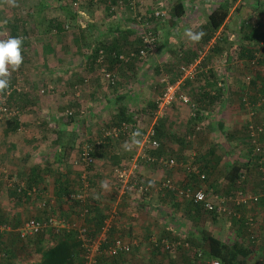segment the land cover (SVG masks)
Wrapping results in <instances>:
<instances>
[{
    "label": "rangeland",
    "instance_id": "rangeland-1",
    "mask_svg": "<svg viewBox=\"0 0 264 264\" xmlns=\"http://www.w3.org/2000/svg\"><path fill=\"white\" fill-rule=\"evenodd\" d=\"M5 0H0V10H3L6 8L9 9L7 3L6 6L4 5ZM35 0H32L31 2H27L23 0V6L18 8V11H28L31 9H38L39 11H45V14L48 15L42 24H39V30L41 29L40 33L43 32L45 34L46 41L48 42L47 46L44 49H40V38L39 34L40 33H35L32 32L30 34V44L28 45V48L25 50V59H24V69H26L27 72H24V75L27 77H30V79H34L35 84L32 85V87L28 88V85L25 83H21L19 80L13 81L14 84H16L18 87L21 88V91H25L27 93L32 94L35 97L34 98H29L23 104L21 105L22 108H20L19 102L17 100L10 101V110H13L15 113L18 114V122L21 127V130L16 129L15 131H10L8 133L3 132V126L5 125L4 123V113H1L0 111V139L5 138V139H11V140H17L21 142L22 137H32L34 139V142L40 141L41 143L46 141V131L37 129V123H47L50 125L54 124H66V125H71V124H78V129H74L72 131H65L66 134H68L69 137L73 138L74 137V148L71 150V161L73 159H76L78 156V152L80 150V146H82L83 143H85L84 140L80 145L78 144L80 140L83 138H95L97 137L103 129H108L111 128L114 125H109L108 124V117L110 113L113 111V107L110 108V105L108 103L106 104V99H109L111 94L114 93L116 90H120L121 86H123L125 83L122 82L125 81L129 83L130 85L134 82L132 85H137L136 83L139 84V89H141L140 94H136V104L133 107H128L127 111L128 113H131L134 125V129L129 132L128 124H126L128 133L125 132V134H120L119 135H113L111 140H119V141H128L130 140L131 133L135 129H140L142 131V136L144 135L145 130L153 126L154 123H160L162 124L163 130L167 131L170 133V136L166 138V140L163 141V146L162 150L166 151L167 154H170L174 157V164L173 167L169 170V173H166L165 167H151L153 169H157V171H160L161 177H154V178H149L151 181L150 183L143 179L141 176L143 175L142 173L138 171H134L132 173V177L136 178L139 180V182L144 183L146 185L151 184L150 188L146 189H153L154 192L152 191V195H155L156 199L155 202V207L157 209H167L168 205L167 203H163V201H159V195H162L164 198L166 196L164 195L163 190L160 191L158 188V181L161 179H164V177L169 176L175 192H177V189L184 187L182 185L178 186V183L182 182L180 177L185 174V171L188 167L193 168V164L196 165L197 162L196 160L200 161L201 160V154L205 153L203 159L207 158V154H211L209 147L214 146V148H217L215 150L216 153H223V156L220 160L216 161L215 165L212 166L210 172L207 175L206 180L197 182V186L204 187V189L207 191L208 194L213 195L216 189V193L222 196H227L229 195L230 191L227 189V182L224 179V174L226 173L227 167H228V156L229 158H232L234 156L238 155V148L241 147H246L248 146V143H246V140H240L238 138L239 135L242 136L241 132V127L244 123V118L249 119L251 118V121L253 123H260L261 121L263 122V109L261 108L260 104L256 101L254 102L253 106L255 105V113L251 116L250 114L247 113L246 108L241 104L240 101V96L243 94H246V92L238 90L236 85V82H240L242 80V76L244 74H247L249 72H246V67L244 68V60L240 58H235L231 61V63L228 64V69L226 70L224 67V64L222 62V58L218 57L219 55H225L228 53L229 50L232 49V44L231 48L228 43V41H234L236 40V37H239V25L241 23V19H246L247 23L250 25H254L257 27L259 30H264V0H234L233 3L231 4L234 6V4H240L239 9L233 10V13L227 15L224 20L223 24L221 27L215 32L214 35H216L214 40H220L219 42V47L220 49L218 51L216 50H208L205 53L203 52L201 54V48L199 47L198 54L193 58H196L199 56V62L197 64V70L192 78H184L182 82L179 84L178 87V92L185 94L189 98L188 103H184L180 100V98H176L168 107L165 108L164 113L161 116H158L154 118L153 112L154 110L151 111V107L148 106V102L150 103L151 101H155L156 95H158L159 91L161 90V82L160 78L166 75L170 79H174L175 77H179L180 73H177L175 71L176 66L180 62V54L182 50H185L187 47H193L195 44H193L185 35L184 31L187 28H191L193 26V30L197 28V26L203 21L205 18L206 12L208 11L209 8L213 7L216 5L218 0H197L195 3L197 5V10L198 12L196 13L195 16H191L190 12L186 16L179 17L176 19H173V16L170 15L169 13V6L172 5V3L175 0H126L125 3H119V4H109L106 1L102 2L100 0H81L79 3V8L84 11V14L88 13V11H93L95 12L97 17H101V15L108 16L112 14L114 11L121 9V11H126V12H132L134 19L140 24L141 30H143V27L146 25V19L143 16H146L143 11L146 13H150L152 10L155 9H161L163 11V14L159 17H157L155 20L151 19L149 20L151 24H153L152 29L154 30V42L152 48L147 52L143 57H136L133 59L132 63L127 67H120L112 70L115 76V83L114 84H109L106 82V80L103 78V76L100 74L98 70V65H94L91 69V73L88 75V77H95L96 79L94 80L95 82H98L97 85L92 86V83L87 86L83 84V81L78 82L76 81H68L65 80L63 82L57 83V79L61 76H59L57 71L58 63H57V57L58 52L60 49L69 50L73 52L71 57H74L77 55L76 52L73 51V46L75 45V42L73 43V40L71 39V35L74 31L80 28H85L83 24L87 22L85 18L81 16V18L73 11V8L70 5V0H52V1H47V5H44L43 7L40 6L38 3H34ZM19 4H16L15 7H18ZM120 6V7H119ZM13 7V6H12ZM154 8V9H153ZM230 8V9H231ZM137 15H139V18L137 19ZM58 18L62 21V24L66 23L67 27L62 28L61 31L55 32L54 29L51 26V21L48 20L49 18ZM77 17V19H76ZM133 19V20H134ZM29 20V19H28ZM4 19L0 18V27L4 25L5 23L3 22ZM184 23V25H182ZM227 24V27L230 26V30H226L223 28L224 24ZM5 29V28H4ZM38 29V25H37ZM0 33H4L2 29H0ZM139 33V32H138ZM34 39V42L32 43V40ZM239 40V39H237ZM43 43V40H41ZM86 40L84 37L81 38V44L85 43ZM137 42V41H136ZM61 44V46L59 45ZM233 43V42H232ZM139 43H136L133 46H137ZM263 46L264 47V39H262L258 44L255 46L257 47ZM132 46V47H133ZM72 48V49H71ZM91 49V48H90ZM27 50L29 52H27ZM127 50H130L129 48ZM126 52V51H125ZM200 52V54H199ZM212 52L211 58L206 61L207 66L212 67V69L215 72V78L217 81H219V84L221 83L220 81L223 80L224 77H234L236 81L234 82L232 90L228 91L227 97L223 100L222 98V104L220 106H223L222 109L219 107L217 109H220V112H215L216 116L214 115H208L204 114L202 116L201 114V107L204 105H209L210 107H215L219 105L218 101L217 103H208L205 100L201 102V100L197 101L194 96H197L196 93L201 91V86H202V80H201V74L199 71L201 70V60L209 53ZM233 52V51H232ZM231 52V53H232ZM90 56V54H89ZM156 56V57H154ZM168 57V58H165ZM151 58V60H149ZM165 58V60H162ZM167 59V60H166ZM141 60V63L139 65L140 68H136L133 63L136 62L138 63ZM150 61H152L150 63ZM26 67V68H25ZM142 72V73H140ZM19 74V73H18ZM21 76H23V73H21ZM19 74V75H20ZM18 75V77H19ZM231 75V76H230ZM251 75V74H250ZM127 77V78H126ZM131 77L132 79H130ZM245 78V77H243ZM131 80V81H130ZM121 81V82H120ZM26 82V81H25ZM122 83V85H121ZM76 84L80 92H86L88 89L92 91V98H89V100H103V102L106 104L105 105V115L100 117V121L98 120L97 123L94 122L93 124V129L94 132L87 131L84 129V124H83V119L85 115L84 109L81 107H75L73 103H71V99L74 98L71 95L73 92V85ZM79 84V85H78ZM217 84V86L219 85ZM121 85V86H120ZM198 85L200 88H198ZM26 86V87H25ZM221 86V85H219ZM235 86V87H234ZM25 87V88H24ZM224 87V86H221ZM30 89V90H29ZM76 90V89H75ZM143 91V92H142ZM146 93V94H145ZM71 94V95H70ZM20 99L19 97H17ZM66 100V101H65ZM97 101V100H95ZM17 107H16V106ZM25 106V107H24ZM24 107V108H23ZM27 107V108H26ZM181 108L182 111L185 113L184 117H187V120H184L183 123L179 124L180 121V114L175 113V119L173 118L172 114L173 110L175 108ZM25 108L27 110H25ZM16 109H18L16 111ZM148 109V110H146ZM228 109H234L236 110L237 114L240 115V117L237 120L236 123L232 122L233 120L230 119V110ZM66 110H71V115L72 117L67 118L65 115ZM80 110H83V112H80ZM27 111V112H26ZM149 111H151V114H149ZM134 112V113H133ZM192 112V113H191ZM239 112V113H238ZM133 113V114H132ZM203 113V112H202ZM8 115V114H6ZM223 117L224 120L222 121V127L219 128V130L212 128V122L214 121L215 117ZM90 119V118H89ZM243 119V121H242ZM226 120V123L224 124V121ZM209 121V122H208ZM208 123V124H207ZM207 124V126L205 125ZM131 126V124H129ZM129 126V127H130ZM197 126L198 128H196ZM22 127H25L22 129ZM30 129H28V128ZM206 127H210V130H213V136L211 138L210 144L205 147L206 142L202 143L201 142V133L204 131ZM230 131V132H229ZM72 132V133H70ZM47 134L49 136L54 135L52 131H48ZM44 139V140H43ZM178 141L183 143L182 146H178ZM122 142V143H123ZM224 142H228L230 144V152L227 156L226 154V146H224ZM24 147L30 150L29 146H25L27 143L24 142ZM172 144V145H171ZM108 147L110 146V143L108 144ZM175 147L179 148L180 151L183 153L181 155H176L175 154ZM41 151L43 148L40 146L38 147ZM16 148L12 149L13 153H15L14 157L19 160V155H16ZM37 151V148L34 149ZM228 150V149H227ZM45 151V150H44ZM121 152L124 150L120 149ZM120 152V153H121ZM242 152V151H241ZM40 152H38L39 154ZM0 153V156H2ZM135 154V147H133L132 151H125L124 155H127L126 157H129V160L125 163H122L124 167H128V165L131 163L130 159L134 157ZM198 155V156H197ZM212 155V154H211ZM184 156V157H183ZM197 156V158H195ZM11 157V156H10ZM13 157V156H12ZM39 159L37 154H33V156L29 157L28 160H19L23 162L22 166H19L20 162H1L0 160V187L1 186H9L12 187L14 184L19 183V181L23 180L28 177V166L32 164H38L39 166L43 167L45 161H40L36 160ZM140 159V158H139ZM137 159V160H139ZM36 160V161H34ZM70 161V162H71ZM141 165L147 166L145 161L142 159L139 160ZM74 164H78L80 169H83L82 164H80L79 160H77ZM108 173L110 176L114 177L112 174V169L111 165L113 162H107L106 163ZM52 167H54V164H51ZM76 166V165H75ZM187 168H183L186 167ZM92 168V166H91ZM195 168V167H194ZM70 169V168H68ZM42 181L38 186L43 187L42 196L40 198H33L32 200L30 199H22V200H17L15 197L12 195L11 197L13 200L18 201V203L13 202L12 206L8 205L9 201L6 203V197L4 195V198L2 199V196L0 198V201L4 203L2 206L4 207L3 209L0 210V217L6 218L10 220L9 223H20L23 219L29 218L31 216H43L45 212L47 211L46 208H42L41 202L42 200H47L50 197L49 193L50 190L48 188L47 181H49V177H45L47 170H42ZM51 171V170H50ZM136 174L138 176H136ZM247 178H246V183L244 185V191L248 194H256L258 193L260 184L262 180L260 177L257 175V172L254 170L247 173ZM155 175V174H154ZM115 183V182H114ZM212 183V184H211ZM116 184V183H115ZM50 185V184H49ZM114 185V184H113ZM194 187V185H193ZM80 188V187H79ZM76 190V193H82L84 197H88L89 194H87L86 191H83V188L81 187L80 189ZM114 190V191H113ZM110 191H113L111 193L113 198L108 197L107 200H100L103 202V206L106 207V205L109 203L110 205V213H113V206L114 209H116L115 205L117 203H122L124 197H127L129 201L128 203L133 201L134 199L136 200L138 198L141 199V197H144L145 194L147 193H141V192H133L136 193L135 195H131L130 197L127 195H123L122 193H119L120 195L118 196V188H114ZM214 191V192H213ZM229 191V192H227ZM143 192V191H142ZM122 194V195H121ZM128 194V193H125ZM114 195V196H113ZM141 196V197H140ZM72 197L66 198V200H61L59 202H53L52 204L49 203V207L47 205V209L53 208L56 210V213L63 212V219L67 223H69V211H67L65 208H61V205L64 204H69L68 206H72ZM116 199V200H115ZM146 199V198H143ZM137 200V202H138ZM165 200V199H163ZM258 200V199H257ZM7 201V200H6ZM1 203V202H0ZM178 203V202H177ZM178 206H180V210L174 211V218L176 219V222L174 223V231H175V237L176 240L178 241V238L181 237L180 233H183L184 231L191 230L194 228V224L191 222L190 219H188L183 213H182V207L183 203L182 201H179ZM231 203V202H229ZM228 203V204H229ZM131 206L134 205V202L130 204ZM160 205L162 207H160ZM170 205V204H169ZM7 206V207H6ZM171 206V205H170ZM176 206V207H178ZM247 207V208H245ZM12 209V210H11ZM52 209V210H53ZM45 210V212L43 211ZM58 210V211H57ZM60 210V211H59ZM237 211H239L241 216H250L254 220V233H255V248L257 251V256L261 257V259H264V248L260 244V242L264 241V202L262 203L261 201H256L255 199H250V202L247 204H240L236 208ZM15 212L17 215H14ZM66 212V213H64ZM7 213V214H5ZM6 215V217H5ZM13 215V217L9 216ZM161 217V218H160ZM108 218V217H107ZM71 221L70 222H79L81 219H78L76 216L70 217ZM116 219H118V214L116 216ZM162 220H168L167 217H162L161 214H159V225H162ZM3 221V220H2ZM201 224L204 225V227H212V225H221L222 226V233L226 234L229 231H226L225 229L230 228V224L234 226L235 232L233 235L235 237H239L238 239L240 241L245 240L246 236V229H243L241 224L239 225L238 221H231L230 218L226 215H221L218 216L215 220L211 219H203L201 220ZM200 224V225H201ZM163 226H161L162 228ZM238 227V228H237ZM209 229V228H208ZM154 232L155 235L160 233V228ZM11 235H14V247L12 248L14 251L10 252H16L18 251L20 256H32L35 258L36 254L32 253V251L27 252L25 247H22L23 244H25L28 247L29 244H27L26 239L23 238H18L13 231H9ZM188 236V234H187ZM243 236V238H242ZM174 238V239H175ZM260 241V242H259ZM42 245L45 243L43 240L41 241ZM47 243V242H46ZM149 243H147L148 245ZM17 247H22V249H17ZM138 247H134L132 251L127 253L124 257V261H122V264H156L155 262L150 263L147 262V259H149V252H145L144 256L139 255V251L137 249ZM25 249V250H24ZM3 248L0 246V258L4 257L5 259H11L15 256V253L10 254V255H4L2 252ZM163 250L157 249L153 250L152 254L155 256V261H158L157 264H170L171 261L174 264H182L184 263L182 259V253L180 251H186L184 248H171L170 250L167 251V254L165 252H162ZM259 251V252H258ZM164 253V256L162 253ZM21 253V254H20ZM23 253V254H22ZM182 254V255H181ZM187 254V251L185 252ZM130 255V256H129ZM127 256V257H126ZM238 255V259H242L244 261L241 262V264H255L253 257H241ZM121 257L115 258L119 259ZM131 258V259H130ZM115 259H112L110 257L105 256L104 259H101L99 261V264H118V262H115ZM211 259V258H210ZM210 259H205L203 260L202 263L200 264H209ZM13 260V259H12ZM18 260V259H16ZM97 264V263H96Z\"/></svg>",
    "mask_w": 264,
    "mask_h": 264
},
{
    "label": "trees",
    "instance_id": "trees-1",
    "mask_svg": "<svg viewBox=\"0 0 264 264\" xmlns=\"http://www.w3.org/2000/svg\"><path fill=\"white\" fill-rule=\"evenodd\" d=\"M32 0H27V2H31ZM54 1V0H53ZM71 1V0H70ZM81 0L78 1V6ZM102 2L106 0H100ZM234 0H218L216 5L209 8L206 12L205 18L203 21L197 26L195 31L202 30L205 35L203 39L196 43L193 47H187L185 50H182L180 54V62L176 66L177 69L175 71L177 73H180L179 71V65L185 64L193 59V57L198 54V48L200 47L201 50L204 51V53L208 50H216L218 51L220 49L219 42L220 40H214L211 46H208L207 48H204L206 43L210 39H215L216 35L215 32L221 27L223 24L225 18L227 17L229 10L231 8V4ZM107 2L111 5L113 4H121L125 3L126 0H107ZM38 3L40 5H47V1L45 0H38ZM239 4H235L232 6V9L238 10ZM71 5V3H70ZM72 7V6H71ZM73 8V7H72ZM14 11V12H13ZM75 12V10L73 9ZM5 12V10H4ZM3 10H0V18H3L4 21H7L6 24L2 25L0 29L3 30L4 33H0V39H6L9 36H21L24 38V45H23V56L25 58V46L30 44V34L31 30L29 28H26V14L25 12L22 13V11H18V7H9V14H4ZM76 13V12H75ZM169 13L173 17L179 18L183 13V4L180 0H176L172 3L169 7ZM76 15H78L76 13ZM80 16V15H78ZM153 16V15H152ZM161 16V15H160ZM153 17H159V16H153ZM49 20L51 21V26L54 29V31L59 32L62 30V28L67 27L66 23L62 24V21L58 18L50 17ZM3 21V22H4ZM5 28V29H4ZM130 30H126L125 32L128 33ZM150 31L151 33L154 32L152 27L144 26L143 30L139 32L136 35V39L134 40L136 43H139L137 46H131L129 49H120L116 47V38L109 39L105 42H99L96 44L92 49L90 53V61L92 64L97 65V62L95 60L97 56V51L100 48L103 52L102 56V64L105 66L106 69L112 71L114 70L119 64L128 65L131 64L133 59L136 57L128 58L126 61H123L118 58V54H128L130 51L137 52L139 48L143 46L142 42V35ZM239 37H236V40L234 41H228L230 48L232 44V49L228 52V58L229 61H232L235 58H240L244 60V68L246 67V72H249L247 74H244L242 76V80L240 82H236V87L238 90L246 92V94L241 95L240 101L241 104L246 108L247 113L251 116L255 113V105L253 106L254 102H258L263 109L264 113V47L255 46L260 42L262 39H264V30H259L254 25H250L247 23L246 19H241V23L239 25ZM154 34V33H153ZM39 38L43 40V42L46 41L45 34L41 32L39 34ZM239 39V40H237ZM47 42V41H46ZM45 42V45H46ZM233 42V43H232ZM133 43V42H132ZM131 43V44H132ZM128 43V46L131 45ZM197 48V49H196ZM126 51V52H125ZM233 51V52H232ZM232 52V53H231ZM212 52H209L202 60H201V70L199 73L201 74V80H202V86L201 91L196 93L197 96H194L197 101L201 100L206 101L208 103H221L222 98L224 100V96L228 93V87L225 85V87L217 86V80L215 78V72L212 69V67H209L206 64V61L211 58ZM227 59V58H226ZM251 74V75H250ZM231 76V75H230ZM12 77L13 73H12ZM245 77V78H243ZM221 82V81H220ZM25 95H27V92L21 91V88L18 87L16 84H14L13 81H11L10 85V94L3 96V99L0 101V105H3L7 110H10V101L17 100L19 102V107L22 108L21 104L23 103V98L25 99ZM19 97L20 99H18ZM136 94L135 93H127V94H121L113 98V111L109 115L108 124L114 125L118 132L116 135L125 134L128 133L127 126L129 128V132H131L135 127L132 124L134 119H132L131 113H128L127 109L128 107H133L136 104ZM21 101V102H20ZM213 103V104H214ZM16 106V105H15ZM148 106L151 107V111L155 109V101L148 102ZM17 107V106H16ZM18 109H16L17 111ZM13 111V110H10ZM151 111H149V114H151ZM67 118L72 117V115H67ZM4 116V127L3 132L7 133L10 131H15L19 125L18 122V114L13 112V114L9 115H3ZM243 121V120H242ZM131 124V126L129 125ZM219 127L222 126L221 122H218L217 124ZM112 126V127H114ZM130 126V127H129ZM153 137L157 140L158 145L154 148H147V152L149 156L152 157V159H146L143 160L149 167H165L167 170L166 173H169L168 169H171L173 167V164L171 166H168L166 162H162L159 160V157L161 156L162 159L167 161L169 158L174 157L170 154H167L166 151L162 150L163 141L166 140L168 136H170V133L163 130L162 124L160 123H154L153 124ZM107 129V128H106ZM103 129V131L95 138H83L79 141V145L84 141L86 144L90 146V161L86 164L79 160L80 164H82L83 169H80V171L85 170V168H90L93 163V158L106 155L109 153L108 151V143L111 141V138L113 135H106L103 134V132L106 130ZM110 129V128H108ZM241 135L238 136L240 140H246V143H248V146L238 148V155L234 156L232 158H229L228 154L230 152V144L228 142H224V146H226V154L228 156V167L226 170V173L224 174V179L227 182V189H229L230 193L228 196H233L234 192L237 190L244 192V185L247 178V173L254 170V172H257V175L260 177L263 175L264 172V115H263V122L261 121L258 123H253L251 121V118L248 120L244 118V123L241 127ZM230 132V131H229ZM115 135V136H116ZM74 138V137H73ZM83 143V144H85ZM75 141L72 139L71 142H65L62 145H59L57 148L56 153L54 154V158H57L56 161H45L44 166L41 167L38 164H32L30 166L28 177L23 181V187L16 189L18 184H14L12 187H10V194H12L15 199L17 200H26L33 198H40L42 196L43 187L44 185L38 186L40 182L42 181V170H47L49 173H53L54 167H52L51 164H62L64 159H66L69 155V152L74 148ZM82 144V145H83ZM81 148V146H80ZM217 148H214V146L209 147V150L211 154H207V158L203 159L204 153L201 154V160H196L197 164L192 165L191 167H183L187 168L185 171V174L182 175L181 180L182 182L178 183L179 185H182L184 187H189L191 190H194L197 186V182L200 181L199 174L202 173L203 177L202 180L207 179V175L210 172L212 166L215 165L216 161L220 160L223 156V153H216L215 150ZM228 149V150H227ZM242 151V152H241ZM198 156V155H197ZM195 156V158H197ZM62 159V160H61ZM137 166L140 164L139 160L136 161ZM122 164V163H121ZM118 163H113L111 165V169L114 166L121 165ZM195 167V168H194ZM51 170V171H50ZM79 170V169H78ZM70 170L67 169V172ZM136 172V171H135ZM134 172V174H135ZM70 173V172H69ZM83 176L79 175V172L74 171V174L72 177L69 175L58 173L57 176H52V196L48 197L52 199L53 203L54 200L57 202L61 200H66V198L70 193H76V190L78 188L82 187L83 191H86V188L89 187V183H91L90 175H85V173L82 171ZM136 176H138L136 174ZM169 178V176L167 175ZM143 179H145L142 176ZM165 178V177H164ZM170 179V178H169ZM147 180V179H145ZM163 180V179H161ZM160 180V181H161ZM262 180V179H261ZM150 183V179L147 180ZM160 181H158L159 190L164 192V195L166 196V201L170 202L169 204L171 206H178L180 203L179 201L183 203L182 207V213L191 220L194 224V228L191 230L185 231L186 237H180L178 238V241L176 240L175 236L170 230L168 231V234H162L159 235L158 238L154 236V240L149 238V243H151L155 248L159 249L161 247L162 252H165L167 254V251L171 248H182L183 247L186 250H189L191 253V258L186 259L183 264H200L205 259L215 258L218 261V264H241L242 259H238V255L241 257H245L247 254L251 253L252 250L255 249V241H251L249 238V233L252 230L251 227H249L246 223V217L241 216L235 217L234 215L227 213L226 210H222L219 212H216L214 210H208L203 207L202 203L200 201L192 200L191 198H187L183 194H179L175 192V189L165 188L162 187L160 184ZM118 184V181H116ZM212 184V183H211ZM194 185V187H193ZM151 184L147 185V188H150ZM33 188V190H32ZM79 188V189H80ZM119 188V187H118ZM264 188V181L262 180L258 193L256 201L264 202V195L262 194V189ZM148 189H145L143 191H146ZM125 191H128L126 189ZM227 191V192H229ZM142 192V191H141ZM214 192V191H213ZM144 193V192H143ZM214 194L216 193V189ZM164 197L162 195H159V200H162ZM258 199V200H257ZM47 200H42L41 206L42 208H46L43 210L45 214L41 217L39 216H31L32 218L42 221L45 220L47 217V214L53 213L57 217L64 218L63 212L56 213V210L53 208L47 209L50 206L49 203L47 204ZM232 201V200H231ZM73 205L71 211H69V223H72L69 228H59L54 230L52 227H44L38 232H35L34 234L25 236L26 240L29 241L27 244L33 245L35 247V258L32 261V264H83L84 260V252H85V245L90 244L94 241L96 236L101 231V226L104 224V219L108 216L110 211L102 210L101 207H98L97 205L91 204L89 198L83 197V200L80 199H72ZM178 202V203H177ZM233 202V201H232ZM226 203V206L228 207H234L235 209L240 204H234L233 203ZM118 204V203H117ZM116 207V205H115ZM82 208L86 209V211H82ZM53 209V210H52ZM58 211V210H57ZM60 211V210H59ZM117 210L114 209V212L111 213L112 218L116 215ZM239 212V211H238ZM66 213V212H64ZM226 215L230 220L238 221L239 225L243 227V229H246V238L245 241H240L239 239H234L232 242H225L220 237L214 234L213 231L210 229L204 227V225L201 224V220L203 219H211L215 220L218 216ZM76 216L78 219H81L77 223L70 222V217ZM117 216V215H116ZM116 219V217H115ZM253 219V218H252ZM3 220V221H2ZM65 221V219H63ZM10 220L8 217L3 218L0 217V225L5 224L9 225L11 227V230H5L4 228L0 229V233L2 232H9L13 231L14 234L18 236L17 231L15 228L20 225V223H9ZM66 222V221H65ZM201 224V225H200ZM79 227H82V230H79ZM238 228V227H237ZM254 220H253V231H254ZM161 233H163V230H160ZM106 237L105 240L101 241L99 245L100 251L96 253L95 255V263L99 264V261L101 259H104L105 256L110 257L112 259H115L116 257L125 255L132 251L134 247H136V242L131 243L129 251L126 253H119L115 255H108L105 254L102 249L105 245L111 242V240L115 236H120L117 229L112 226V222L108 223L107 230H106ZM188 234V236H187ZM122 237V236H120ZM153 237V236H152ZM23 238V239H25ZM123 238V237H122ZM175 238V239H174ZM243 238V236H242ZM125 239V238H123ZM46 241L44 246H40L41 241ZM131 240V239H126ZM194 247V248H193ZM240 257V258H241Z\"/></svg>",
    "mask_w": 264,
    "mask_h": 264
},
{
    "label": "crops",
    "instance_id": "crops-1",
    "mask_svg": "<svg viewBox=\"0 0 264 264\" xmlns=\"http://www.w3.org/2000/svg\"><path fill=\"white\" fill-rule=\"evenodd\" d=\"M25 1H27V0H25ZM45 1L49 2L52 0H45ZM180 1L183 4V13H182L183 16H186L188 14V12H190L191 16L196 15V13L198 12V10H197L198 7L195 4L197 2V0H180ZM4 3H5L4 5L6 6V0L4 1ZM34 3L38 4V0H35ZM16 4H19L18 8L22 7L23 6V0H16ZM40 6L43 7L44 5H40ZM8 7H10V6H8ZM232 8L229 10V14L231 12L233 13ZM38 9H40V8H38ZM38 9L37 10L31 9L28 11H24L26 14V17H27L25 27L29 28V30H31V33L32 32L40 33L42 28L39 30V24L40 23L42 24L44 21H46L45 18L48 16L45 14V11H43V10L39 11ZM4 10H5V12L3 11L4 14L8 15L9 9L7 8V6ZM168 10H169V8H168ZM152 11L150 13H146L145 11H143L146 15V16H143L146 19V26H149V27L153 26V24H154V23L151 24V22L149 20H151V19L155 20L157 18V17L155 18L152 16V14H151ZM182 15L180 17H182ZM97 16L98 15H96L95 12L93 13V11H88L87 14L85 13V17H83L87 20V22L85 24H83V26H85V28L77 29L70 36L71 39L73 40V43L75 42V45L73 46L74 47L73 51L76 52L77 55H75L74 57H71L73 52H71L70 50H69V52H67V50H64V49H60V51L58 52V56H56L57 57V63H58L56 73H58L59 76H61V77H59L56 80L57 83L63 82L65 79L68 81H76V80L78 82L83 81V84L87 85V86H89L91 83H92V86L98 84V82L94 81L96 79L95 77H88V75L91 73V69L93 67V64L91 63L90 58H89L90 57L89 54L91 53V49L96 44H98V41L99 42H105V41H108L109 39H114V37H115L116 38V43H115L116 47L120 48V49H124V50L128 49L131 46L136 44V42L134 40L136 39V35L138 34V32H140L141 26L136 21V19H134L132 12L121 11V9H119V10L114 11L112 14H110L108 16H105V15L104 16L101 15V17H97ZM79 17L81 18V16H79ZM176 18L177 17H173V19H176ZM76 19H77V17H76ZM37 25H38V29H37ZM182 25H184V23ZM186 28H187V26H186ZM191 28H193V26ZM223 28L226 30L227 29L230 30V26L227 27L226 23L224 24ZM127 29L130 30L128 33L125 32ZM82 37H84V39L86 40V42L83 44H81V38ZM44 39H46V38H44ZM33 42H34V39L32 40V43ZM45 42L42 43L40 40L39 45H40L41 50L47 46L48 42H46V45H45ZM128 43L129 44L132 43V44L128 46ZM28 45L25 46V50L28 48ZM59 45L61 46L60 43H59ZM27 52H29V51L27 50ZM25 57H26V55H25ZM154 57H156V56H154ZM218 57L222 58V62L224 64V67L227 70L229 68L228 64L231 63V61H229V58H228V53L225 55H222V56L218 54ZM165 58H168V57H165ZM165 58H163L162 60H165ZM149 60H151V58ZM151 62L152 61H150V63ZM140 63H141V60L138 63L134 62L133 65L136 68L137 67L140 68L139 67ZM24 66H25V63L23 62L20 69L18 71L13 72L14 77L11 78V81L19 80L21 83L23 82L26 85H28V88H29V87H32V85L30 83H32L34 85L36 81H34V79H30V77H27L26 75H24V72H27L26 69H24ZM120 67H127L128 68L129 66L124 65V64H119L116 68H120ZM20 71H21V73H23V76H21ZM140 73H142V72H140ZM18 75H19V77H18ZM129 78L132 79L131 77H129ZM235 81H236V79L234 77H224L223 80H221L220 85L224 86V87L226 85L228 87L227 90L230 91V90H232ZM122 82H124L125 84L123 86H121L122 85V83H121L120 90L119 91L116 90L114 93L111 94L110 98L106 99V101H105L106 104L108 103V105H110V108L113 107V103H112L113 98L118 96V95H121L124 93L125 94H127V93H138V95L140 94L141 89H139V84L136 83L137 85H135V86L132 85L136 81H134L131 85L129 83L123 81V80H122ZM217 84H219V81L217 82ZM73 87L76 90L73 89V92H72V94H75V96L70 94L71 97L72 96L74 97L71 99V101H72L71 103H73V105L75 107H79L81 105V107L85 111L84 119L82 120L83 124L85 125L84 129H86L87 131L94 132V129H93L94 128L93 127L94 122L97 123L98 120L100 121V117L106 116L105 115L106 114L105 113V105L106 104L103 102L104 99L99 100L97 98V99H95L97 101H95L93 99L89 100V98H92V95H93L92 91L90 89H88L86 92L83 91V92L79 93L80 88L78 91V88H76L77 87L76 84H74ZM198 88H200L199 85H198ZM25 96L26 97H25V99L23 98V102H25L29 98H34V100H35V97L30 93H27V95H25ZM224 97L226 98L227 94ZM220 104H222V102L219 103V105L215 106V107H210L209 105H204L203 107H201V111H200L202 116L204 114H208V115L212 114L214 116L216 114L215 112L219 113L220 109H217V108L220 107L222 109V107H223V106H220ZM26 108H25V110H27ZM146 110H148V109H146ZM229 110L230 109H228V111ZM174 111L176 113L180 114L179 124L183 123L184 120H187V117L186 116L184 117L185 113L182 111L181 108H179V109L175 108L173 110V113H171L174 119H175L174 114H176ZM82 112H83V110H82ZM229 112H230V119L233 120L232 122L236 123L237 120H240V119H238L240 117V115H238L236 113L237 112L236 110L231 109ZM213 120L214 121H210V122H212V125H210V126H213L212 128L219 130L220 127L217 124H218V122H221V124H223L222 121L224 120V118L219 116V117H215V119H213ZM225 123H226V120L224 121V124ZM207 124H205V125L207 126ZM36 126H37V129L46 131V137H45L46 141H44L42 143L40 141L34 142V139H32V137L30 138V136L29 137H22L21 142L18 141V139L17 140L15 139L13 141L11 139L1 138L0 139V153H3V154H1L2 156H0L1 162L8 163V162H11L14 160H15L14 162H17L20 159L21 160H24V159L28 160V158L33 156L34 153L37 154V156L39 157V159H36V160L50 161V162L53 161L54 162V161L58 160L57 158H54V156H55L54 154L56 153L58 146L62 145L65 142H71L72 139H74V138L69 137L68 134L65 133V131H67V130L72 131L74 129L76 130L79 128L77 123H75L74 125L73 124H71V125H66V124L50 125L47 123H37ZM23 128H25V127H22V129ZM17 129L21 130L20 125H18ZM28 129H30V128H28ZM48 131H52L54 135L49 136L47 134ZM70 133H72V132H70ZM212 133H213V130H210V127H206L204 129V131L201 133V139H202L201 142L202 143L206 142V145H205L206 148L211 142L210 140L213 136ZM24 142L27 143L25 146H29L30 150L27 149L26 147H24V144H23ZM122 142L123 141H119V140H116V141L111 140L109 142L111 147L107 148L109 153L102 156L101 158H99V157L93 158L92 168L90 167L89 169L85 168V170H82L85 173V175H88V176L90 175V178H91V183H89V187L86 188V192H87V194H89L88 198L90 200V203L97 205L98 207H101V209L105 210V211H108V210L110 211V205L108 203L106 205V207H104L103 206L104 203L101 202L100 200H103V199L107 200L108 197L113 198L111 193L114 190L105 192L100 186L101 182L102 181L108 182L111 190L113 189V187L118 188V184L116 183L117 180H116L115 176L112 177L108 173V170L106 168V166H107L106 163L107 162H113V163L116 162L118 164H121V163H125L129 160V157H126L127 155H124L125 150L122 147L124 142L123 143ZM177 144H178V146L183 145V143H181L179 141ZM40 146L43 148L42 151L38 148ZM138 146H135V153H137V151H138ZM13 148L17 149L16 155H19V160L14 157L15 153H13V151H11ZM35 148H37V151L35 150V152H34ZM120 149H122L124 151L121 152ZM38 152H40V153L38 154ZM175 154L181 155L183 153L180 151V149L178 147L177 148L175 147ZM135 155L136 154H134V156ZM70 157H71V151L69 152V155L66 159H64V160L61 159L62 161H64L62 164L58 165L55 163L53 165L55 168V169H53L54 174H51L49 172H46L45 174H43V175H45L46 178L49 177V179H50L49 181H47V184H48L47 186L50 190V193H49L50 197L52 196V191H51V189H52V176H57L58 173H63V174H66V175H69L70 177H72L74 174V171L76 172V170H77V172H79L80 176H83L82 171L78 170L80 167H77V166H79V165L74 164L75 163L74 159H73V161H71ZM36 160H34V161H36ZM130 161H132V159H130ZM19 162H20L19 166H22L23 162H21V161H19ZM30 166L31 165L28 166L27 170L30 169ZM68 168H70L69 169L70 173L67 172ZM135 171L142 173L143 174L142 176L147 180L149 178L161 177V173H160V171H157V169H153L149 166H144L141 164H139L136 167ZM112 174H113V172H112ZM152 191L154 192L153 189H148L146 191H143L144 193H147V195L145 194L144 197L140 196L141 199L138 200V198H137L136 200L134 199L133 201H131L129 203L127 201H129L130 198L128 200L127 197H124V199L122 200L124 202H122V203L119 202L116 205V210H117L116 215L118 214V219H115V217H116V215H115L112 218V220H110L112 217V214L109 213L107 216L108 218L106 217L105 220L108 221L109 223L112 222V226H114V228L117 229L120 236H122L125 239H132L134 242H136V246L138 247L137 249L139 251L140 256H144L145 252H149L150 256H149V259H147V262L150 261V263L155 262L157 264L158 261H155L156 260L155 256L151 255L153 253L152 251L154 249L157 250V248H155L151 243H149L148 239L149 238L152 239V238H154V236H156L158 238V236L162 235V234L166 235V234H168L167 230H170L172 233L175 234L174 227H173L174 223L176 222V219L174 218V211L180 210V206H178V207L170 206L169 205L170 202H167L166 199L163 198L165 200L162 199L159 201H163V203H167L168 208L165 210L161 209V208L157 209L155 207V204H156L155 200L156 199L158 200V198H156L155 195H152ZM133 192H135V191L134 190L133 191L128 190V191L120 192V190L118 188L117 194L119 196L120 195L119 193H122L123 195H127L130 197V193H131V195L136 194V193L133 194ZM143 192H141V193H143ZM125 193H128V194H125ZM4 195H5L6 200H7V201L5 200V202L7 203L9 201L8 205L12 206L13 202L18 203V201L13 200V198L11 197L12 194H10V187L9 186H7V187L1 186L0 187V198L2 196V199H3ZM143 198H146V199H143ZM137 200H138V202H137ZM2 201H0L1 202L0 203V210L4 208L2 206L4 204V203H2ZM49 202H52L51 198H50ZM53 202L57 203L56 200H54ZM133 202H134V205L131 206L130 204ZM68 205L69 204H66V205L62 204L61 208H65L67 211H69L70 209H72V206H68ZM160 207H162V206L160 205ZM245 208H247V207H245ZM5 214H7V213H5ZM159 214H161L162 217H167V219H168V220H162L163 221L162 225H159V222H157V220H159ZM14 215H17V213L15 212ZM9 216L13 217V215H9ZM5 217H6V215H5ZM75 223H77V222H75ZM161 226H163V227L161 228ZM229 226H230L229 229H225L226 231H229L226 234L222 233V226L221 225L215 224V225H212V227H208V228L211 231H213L215 235L220 237L223 241L230 243L234 239H238L239 237H235L233 235V233L235 232V230L233 229L234 226L231 224ZM159 228H160V230L161 229L163 230V233L160 232L159 234L155 235L154 232L155 233H156V231L159 232V230H158ZM180 235H181V237H186L185 231L183 233H180ZM244 241L245 240H243V242ZM26 242H29V241L26 240ZM43 242L46 243V241H43ZM147 243H149V244L147 245ZM255 244L257 245L256 242H255ZM260 244L264 248V241L260 242ZM0 246H2V248H3L2 252L4 253V255H10V254L15 253V256L11 259H8V258L5 259L4 257H1L0 258V264H32V261L34 260L33 257L29 256V255L28 256L25 255L24 257L20 256L18 251L13 252V253L10 252V251H14L12 248H15V247H14V235H11L9 232L0 233ZM29 246H30V244H29ZM40 246L42 247V246H44V244L42 245V243H40ZM22 247H25L27 252H29V251H32V253L35 252V247L33 245H31V247H28L25 244H23ZM22 247H17V249L20 250V249H22ZM159 249H161V247ZM255 250H256V248H255ZM186 251H187V254H185ZM186 251H180L183 254V255L181 254L183 261L191 258V255H190L191 252L189 250H186ZM263 252H264V250H263ZM125 255L119 256L121 258L115 259V262L117 261L118 264H122V261H124V259H126L124 257ZM162 255L164 256V253H162ZM249 255H250V257H253V255H251V253L247 254L246 257H248ZM116 258H118V257H116ZM16 259H18V260H16ZM253 261H255V259H253ZM263 261H264V259H263ZM127 264H130V263H127ZM170 264H174V263L171 261ZM263 264H264V262H263Z\"/></svg>",
    "mask_w": 264,
    "mask_h": 264
},
{
    "label": "built area",
    "instance_id": "built-area-1",
    "mask_svg": "<svg viewBox=\"0 0 264 264\" xmlns=\"http://www.w3.org/2000/svg\"><path fill=\"white\" fill-rule=\"evenodd\" d=\"M78 1L79 0H71L70 2L71 6L73 7V9L78 15L85 17L84 11L80 9L78 6ZM151 14L153 16H160L163 14V11L161 9H155L152 11ZM136 17L138 19L139 15H137ZM213 41L214 39H210L206 43L204 48L211 46ZM142 42H143V46L139 48L136 53L132 51H130L126 55L119 53L118 58L123 61H126L128 58H132V57H143L147 52H149V50L153 46V42H154L153 33H151L150 31L145 32L142 35ZM203 52L204 51L201 50V54ZM102 56H103V52L99 48L97 51V56L95 58L97 65H98V70L100 74L103 76V78L106 80V82H108L109 84H114L115 83L114 73L106 69L105 66L102 64ZM199 59L200 58L198 56L196 58H193L191 61L185 64H180L179 71L181 72V74L179 77L170 79L169 77L164 75L163 77L160 78L162 87L158 95H156L155 97V109L153 112L154 118L161 116L164 113L165 108L168 107V105H170L177 97L180 98V100L184 103L189 102V98L185 94L178 92V87L184 78H192L194 76L197 70L196 67L199 62ZM2 99H3V96H0V101ZM0 111L1 113L8 114V115L13 114L14 112V111L7 110L3 105H0ZM71 112H72L71 110H66L65 114L70 115ZM80 112H82V110H80ZM195 127L198 128L197 126ZM117 132H118V129L114 126V127H111L110 129H106L103 132V134L116 135ZM157 145H158V142L153 137V127L150 126L145 130L144 135L141 138V144L138 146V151L137 153H135L136 155L132 158V161L128 165V167H124L123 165H118L112 168L113 175L118 181V187H119L120 192H124L126 189L130 191L134 190L135 192H141L147 188L146 184L142 182L140 183L139 180H137L136 178H133L131 175L137 167V163H136L137 159L139 158L142 160L152 159V157L149 156L146 149L154 148ZM89 150H90V146L86 143L83 144L78 152L77 158L74 159V162H76L77 160H80L87 164L91 159ZM159 160L162 162H166L168 166H171L172 164H174L173 158H169L167 161H165L160 156ZM199 176L202 178L203 174L200 173ZM261 179L264 181V172H263V175L261 176ZM160 183L162 187L174 189V186L168 177H165L163 180L160 181ZM16 184H18L16 187L17 190L23 187L22 180ZM177 192L179 194L180 193L183 194L187 198H191L192 200L200 201L203 207L208 210H214L216 212L226 210L227 213H230L234 215L235 217H240V213L234 207L226 206L227 202L229 203L233 201L234 204H244L245 205L248 202H250V199L257 198V194H249V193L247 194L245 191L243 192L240 190L235 191L233 196L226 197V196H222L219 194H213L210 196V194L207 193L204 187H200V186L194 188V190H191L189 187H181L177 189ZM262 194L264 195V188L262 189ZM68 197L83 200L84 195L82 193H70ZM112 208L114 210V206ZM82 211H86V209L82 208ZM108 223L109 222L104 219V224L101 226V231L96 236L94 241L91 242L90 244L85 245L83 264H94L95 263L96 261L95 255L97 252L100 251L99 245L101 241L105 240V237H106L105 232L107 230ZM245 223L252 229L249 233V238L251 239V241H255V233L253 231L252 217L247 216ZM71 224L72 223L65 222L62 218L57 217L55 214L50 213V214H47L46 219L42 221L36 220L32 217L25 218L22 220L20 225H18L15 228V230L17 231L18 236L20 238H25V236L34 234L35 232L40 231L44 227H52L54 230L57 231V229L59 230V228L60 229L69 228ZM2 228H4L5 230H11V227L8 224L7 225L1 224L0 229ZM79 230L81 231L82 227H79ZM152 239L154 240V238ZM133 242L134 241L132 239L126 240L120 236H115L111 240L110 243H108L107 245L103 247L102 251L108 255L126 253L127 251H129L130 245ZM256 253L257 252L255 249L251 251V255H253L255 258V261H254L255 264H263L264 261L261 259V257L257 256ZM209 264H218V261L215 258H211L209 260Z\"/></svg>",
    "mask_w": 264,
    "mask_h": 264
},
{
    "label": "clouds",
    "instance_id": "clouds-1",
    "mask_svg": "<svg viewBox=\"0 0 264 264\" xmlns=\"http://www.w3.org/2000/svg\"><path fill=\"white\" fill-rule=\"evenodd\" d=\"M6 3L10 6H16V0H6ZM6 24L7 21H4ZM184 35L193 43H199L205 33L200 31H194L192 28H186ZM24 38L21 36H9L6 39H0V96H6L10 94V85L12 73L18 71L23 64L24 56L23 52ZM142 131L135 129L131 133L130 140L125 141L122 147L125 151H132L133 147L141 144ZM101 188L108 192L110 186L108 182L102 181Z\"/></svg>",
    "mask_w": 264,
    "mask_h": 264
}]
</instances>
